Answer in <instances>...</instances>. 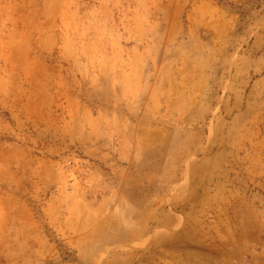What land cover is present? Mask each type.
I'll return each mask as SVG.
<instances>
[{
	"label": "rangeland",
	"instance_id": "rangeland-1",
	"mask_svg": "<svg viewBox=\"0 0 264 264\" xmlns=\"http://www.w3.org/2000/svg\"><path fill=\"white\" fill-rule=\"evenodd\" d=\"M0 264H264V0H0Z\"/></svg>",
	"mask_w": 264,
	"mask_h": 264
}]
</instances>
